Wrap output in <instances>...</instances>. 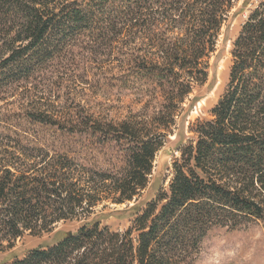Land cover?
Here are the masks:
<instances>
[{
	"label": "trees",
	"instance_id": "16d2710c",
	"mask_svg": "<svg viewBox=\"0 0 264 264\" xmlns=\"http://www.w3.org/2000/svg\"><path fill=\"white\" fill-rule=\"evenodd\" d=\"M238 2L0 0V89L34 79L56 61L58 76L72 82L138 85L149 91L142 97L159 98L143 119L103 122L85 109L45 103V90L55 99L58 85L44 78L22 118L66 134L102 132L131 151L114 175L31 135L0 142V248H12L26 232L79 223L70 235L58 233L53 243L0 264H195L214 229L264 220V0L232 42L228 83L207 116L190 124L167 185L143 209H129L134 219L125 230L101 225L94 210L103 201H136L147 188L184 100L190 109L191 95L207 82L221 29Z\"/></svg>",
	"mask_w": 264,
	"mask_h": 264
},
{
	"label": "rangeland",
	"instance_id": "374dc122",
	"mask_svg": "<svg viewBox=\"0 0 264 264\" xmlns=\"http://www.w3.org/2000/svg\"><path fill=\"white\" fill-rule=\"evenodd\" d=\"M242 2L243 0H239L233 9V14L221 29L217 51L210 60L211 69L207 82L195 89L191 95L196 101L190 109L189 99L184 100L182 107L185 111H181L176 116L174 125L164 139V147L157 152L147 188L136 201L122 204L108 201L99 203L94 210L101 225L112 230H125L134 219L133 212L129 209L136 204L143 209L144 203L156 193L160 185H167L171 176L172 162L179 157L177 147L182 141L185 143L191 137L190 124L197 118L207 116L208 110L217 102L228 83L232 64L230 53L232 42L239 34L250 9L258 4V0H250V3L242 8ZM56 69H59V72L61 70L55 61L52 67L41 72L34 79L19 80L0 89V142L5 143V138L14 137L16 133L31 135L45 144L52 142L56 150L71 152L72 157L87 167L114 175L120 174L131 151V147L126 142L115 138L104 139L102 132L66 134L51 127L33 124L19 114L28 111L30 104L39 99L37 97L39 93L36 95L34 91L38 89V85L45 82L44 78L49 83V87L52 88L54 83L56 89L58 85L55 99L53 96L48 100L49 90H45L46 95L42 96L45 98L42 99L45 103H52V99L56 100L53 105L55 110L64 106L67 108L66 112L85 109L94 118L103 122L119 123L130 117L143 119L152 114L159 98L142 97L149 91L138 85L128 88H111L106 85L88 87L86 84L72 82L66 75L58 76ZM78 73L83 72L80 70ZM101 77L105 80L109 76L101 74ZM25 96H28V99ZM32 97H36L35 100L31 99ZM165 148L171 149L170 155H165ZM78 225L79 223L76 222H60L51 232L38 235H30L26 232L15 239L12 248L6 247L4 242L2 245L4 248H0V263L14 257L20 258L33 248L51 244L58 239V233L73 232ZM195 264H264V220L236 229L227 227L214 229L205 238Z\"/></svg>",
	"mask_w": 264,
	"mask_h": 264
},
{
	"label": "water",
	"instance_id": "95a60500",
	"mask_svg": "<svg viewBox=\"0 0 264 264\" xmlns=\"http://www.w3.org/2000/svg\"><path fill=\"white\" fill-rule=\"evenodd\" d=\"M164 153H165V155H170L171 154V149L170 148H165L164 149ZM68 234L70 235L71 232H68Z\"/></svg>",
	"mask_w": 264,
	"mask_h": 264
}]
</instances>
